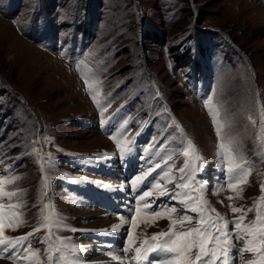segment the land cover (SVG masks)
<instances>
[{
    "label": "rangeland",
    "instance_id": "rangeland-1",
    "mask_svg": "<svg viewBox=\"0 0 264 264\" xmlns=\"http://www.w3.org/2000/svg\"><path fill=\"white\" fill-rule=\"evenodd\" d=\"M91 1L94 14H100L102 20L94 22L96 17L84 14L95 29L85 30L86 25L79 24L76 31L58 24L50 27L45 16L59 11L71 19L81 18L82 0H0V123L5 126L0 127V223L6 237H23L39 229L29 237L27 255L0 256V264H49V255L55 258L56 253H70L63 240L68 235L65 226L94 225L98 216L96 210L75 209L71 196L77 183L67 182L97 177L93 165L98 160L93 157L120 154L144 121L148 123L140 133L153 122L149 135L161 143L153 145L158 152L143 170L160 163L164 154L160 151L166 152L164 158L172 156L166 160L172 165L160 163V169L150 177L159 178L158 173L162 175L171 167V177L180 182L178 171L186 161V172L195 170L194 175L201 161L195 154H182L186 142L191 141L207 163L205 174L200 169L196 177L208 191L203 194L206 207L215 209L210 215L215 218L219 213L229 221L244 215L242 227H258L253 225L258 214L264 218V201L260 199L264 196V0ZM94 31L93 39L102 49L85 38ZM144 32H152L156 42L145 39L141 45ZM189 41L199 59L196 70L184 60L177 62ZM197 44L206 50L198 54ZM140 49L149 57L150 77L143 82L135 78ZM119 51V60L105 70L100 54L116 58ZM187 67L195 71L192 78L186 74ZM142 69L138 67L139 72ZM123 78H131L123 82L124 95L112 86ZM134 91L139 100L122 109L129 98L126 94ZM208 99L212 103L206 106ZM209 107L219 109L225 143L228 138L234 140L233 167L239 164L249 169L235 189L228 187V161L219 155L221 141ZM4 131H10L12 142ZM138 155L145 156L141 151ZM210 168L214 170L210 172ZM161 181L166 182L169 193L188 191L176 189L168 177ZM71 186L76 188L70 190ZM189 188L195 193L199 190L191 184ZM8 192L17 194L9 198L4 195ZM162 198L169 208L177 207L171 215L180 211L184 215L182 205L168 196ZM229 205L243 212L232 213ZM188 214L195 215L188 227L196 225L197 214ZM168 216L137 221V229L131 230L132 242L151 243L157 229L159 233L170 229ZM44 217L53 222L51 229L41 226ZM228 228L234 230L231 223ZM90 236L83 234L81 242L90 241ZM45 237L47 242H43ZM234 243L245 246V241ZM196 253L198 248L193 247L189 253L192 260ZM252 253L238 261L233 258L229 264H247ZM217 261L220 264V259ZM51 264L59 263L54 259Z\"/></svg>",
    "mask_w": 264,
    "mask_h": 264
},
{
    "label": "snow or ice",
    "instance_id": "snow-or-ice-1",
    "mask_svg": "<svg viewBox=\"0 0 264 264\" xmlns=\"http://www.w3.org/2000/svg\"><path fill=\"white\" fill-rule=\"evenodd\" d=\"M95 99V97H93ZM212 101L210 99L206 100V106L211 105ZM106 110V108L104 109ZM209 112L212 115L213 123L217 125L216 132L218 137H220V143L218 145L222 160L227 158L228 168L227 172L230 176V182H228V187L235 189L236 185L241 181L245 180L249 169L244 168L242 165H236L233 167V153H232V145L234 140L232 138H228L227 143H225V137L221 135L222 127L219 122V109H213L209 107ZM249 119H251L249 117ZM253 123H255L253 121ZM264 131V129H262ZM119 145V142H118ZM132 149L121 147L120 154L124 155L125 151L130 152ZM195 154V159L200 160L202 163V158L199 157L196 152L195 145L192 144L191 141L186 142V146L182 148V154L187 157L189 154ZM162 159L170 160L172 159L171 155H168L166 158L162 157ZM161 165L157 162L155 165L144 171L141 175H137L132 181L131 185L135 189L139 186L140 183L148 177L150 173L155 171V169L160 168ZM186 169H189V164L186 161L185 165L179 169L180 173V182H176L170 175L171 167L167 172H164L162 175L157 174L159 178H154V182L149 184L150 189L159 190V195L168 196L170 200L177 201L178 204L183 206L184 215L179 217H172L171 214L177 212V207L171 206L160 208L159 210H154L149 213L150 217L154 220L156 218H160L168 213L172 223L170 226V230L168 232H160L156 233L151 237L153 243L147 244V247L143 249V254L140 248H137L136 251V260L142 261L146 260L147 253L149 249L153 252L157 251L156 242L161 238H166L162 243L159 244V251L165 254H174L169 259L167 256L163 259L154 258V260L159 259V264H193L192 259L189 256L193 247L198 248V253L195 257L197 261H201V264H214V261L219 258L220 264H229V254L234 250V258L238 261L245 253L253 252V253H261L258 256L259 264H264V218H261L258 214L257 221L253 222V225H258V227L253 226H245L242 227V221L244 220V215H241L236 220L229 221L221 216L219 213L216 214L215 218H213L210 213L215 212V209H208L206 207L207 201L203 199L202 185H197L194 179V171L186 172ZM164 177H168L170 183H173L176 189H186L189 185H194L195 188L201 190L200 203L197 204L195 198L192 193L189 192H181L175 191L173 193L167 192L166 188H161L160 180ZM235 181V183L231 182ZM264 191V188H262ZM17 193L8 192L4 193V195L11 198L15 196ZM153 196V192L151 190H144L138 196V201L143 202V207L145 209L151 208L152 201L147 199ZM229 200L232 197H228ZM261 201H264V196H262ZM11 207H19L18 205H13ZM0 208H3V205H0ZM159 208V206H158ZM230 212L232 213H242V208H236L232 205H229ZM136 212V216L132 218V228L137 226V217L140 215V208H136L134 210ZM251 211V209H249ZM196 213L197 214V223L194 226H190L185 228L184 224L192 225L193 216L188 213ZM123 221V218H121ZM231 223L234 227L233 231H229L228 225ZM53 222L49 220L48 217H44V222L41 225L42 227H49L51 229ZM57 227H60L58 222L56 223ZM179 228V231L174 230L175 228ZM38 228H34L32 232L28 233L27 236L9 238L4 236V225L0 223V245H5V247L0 248V252H7L9 248L14 249L9 258H18L19 255H27L29 250L31 249V242L29 237L33 236ZM74 231V229H73ZM51 231L49 235H51ZM247 235H251L252 239H246ZM58 239V238H57ZM128 247L124 248V252H128L131 250L132 245V234H128ZM48 237L44 238L43 242H47ZM235 242L245 241L244 247H237ZM61 244L64 242L61 241ZM211 245V247H209ZM51 249V246H50ZM57 251H60L57 248ZM33 255H36V252H32ZM202 257L205 259L202 260ZM59 259V258H57ZM115 259H120V257H115ZM53 257L51 255L48 256L49 264H51ZM71 264H79L78 258L73 260ZM247 264H257V261L249 260Z\"/></svg>",
    "mask_w": 264,
    "mask_h": 264
},
{
    "label": "trees",
    "instance_id": "trees-1",
    "mask_svg": "<svg viewBox=\"0 0 264 264\" xmlns=\"http://www.w3.org/2000/svg\"><path fill=\"white\" fill-rule=\"evenodd\" d=\"M82 11H83L82 12L83 16L81 15L82 16L81 18H72L71 19V17L68 18L65 14H63V13H61L59 11H56L55 13H53L51 15L45 16V18H46V22L48 24H52V25L53 24H58V25H61V26H65L67 29H74L75 28L74 30H76V31L80 30L79 24H81V25H86V29L85 30H87V28H88V29H92V31H93V29H95L94 26H93V23L91 24V28H90L87 25V23H86V20L84 18V14H89L91 19H94L96 17L93 20L94 22H96L98 20L101 21L102 20L101 15L100 14H98V15L94 14V7H93V3H92L91 0H88L87 2H86V0H82ZM68 13H69V11L67 10V14ZM76 19H78V20H76ZM69 21H74V22H73V24H69ZM191 27H195V26L192 25ZM196 27H198V26L196 25ZM199 32H201V30L197 29V33H199ZM95 33L96 32L94 31V32H92V34H90L88 36L89 38L91 37L90 38V44H94L99 49H102L103 46L97 44L94 41V39H93V36L95 35ZM141 36H142V33H141ZM195 38L196 37H194V39ZM145 39H152V42H156L155 40H157V38L155 37V35L152 34V32L148 33V34H147V32H144L143 37L141 38V45H143V42H144ZM189 40H191V38ZM161 42H163V41H161ZM177 48L179 49V52L178 51L177 52H178V54H180V52H181L180 51V49H181L180 46H177ZM200 49H201V53H203L204 48L202 46H200ZM170 51H171V49H170ZM170 51L168 50V52H170ZM120 53H121L120 51L117 53L116 58L110 56L108 53L107 54L106 53L100 54L101 57L103 58L102 62H103L105 70H109V68L111 67V63L112 62H114L115 60H119L118 57H119ZM138 56H139V61L140 62L135 66V68L137 70V72L135 74V78H139L141 76V72L142 71L146 72L148 74V76L150 77V72H149V70L147 68V61L149 60V57L142 51V49H140V52L138 53ZM172 56H174V55H172ZM174 59H176V57H174ZM182 60L185 61V65L186 64H194L195 63V65L197 66L199 64V60L192 59V51H191L190 47L187 49V51H185V52L180 54L179 60L177 62H182ZM139 66L141 68L143 67V69L140 72L138 71V67ZM186 74H187V76L190 75L188 73V71H186ZM128 80H131V78H123L120 81H118L117 83L113 84L112 86H113V88H116V90H119V91L123 90V92H124L125 88L123 87V82L124 81H128Z\"/></svg>",
    "mask_w": 264,
    "mask_h": 264
},
{
    "label": "bare ground",
    "instance_id": "bare-ground-1",
    "mask_svg": "<svg viewBox=\"0 0 264 264\" xmlns=\"http://www.w3.org/2000/svg\"><path fill=\"white\" fill-rule=\"evenodd\" d=\"M115 182H111V184H114ZM125 200H123V202H124ZM95 221H97V220H95ZM111 232H114L115 233V229L114 230H111ZM112 236V235H111Z\"/></svg>",
    "mask_w": 264,
    "mask_h": 264
}]
</instances>
